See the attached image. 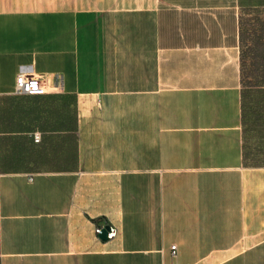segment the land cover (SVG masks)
Segmentation results:
<instances>
[{
	"label": "crops",
	"instance_id": "0c3cea01",
	"mask_svg": "<svg viewBox=\"0 0 264 264\" xmlns=\"http://www.w3.org/2000/svg\"><path fill=\"white\" fill-rule=\"evenodd\" d=\"M251 7L264 0H0V264H264ZM18 72L41 90L15 94Z\"/></svg>",
	"mask_w": 264,
	"mask_h": 264
},
{
	"label": "trees",
	"instance_id": "16d2710c",
	"mask_svg": "<svg viewBox=\"0 0 264 264\" xmlns=\"http://www.w3.org/2000/svg\"><path fill=\"white\" fill-rule=\"evenodd\" d=\"M262 11L259 8H249L245 12ZM264 11V10H263ZM258 27L246 28L241 31L240 71H241V99L243 121L247 119L251 124L264 126V19H260ZM40 164L53 165L68 162L65 159L45 158L42 155ZM53 162V164H52Z\"/></svg>",
	"mask_w": 264,
	"mask_h": 264
},
{
	"label": "built area",
	"instance_id": "2783aa9c",
	"mask_svg": "<svg viewBox=\"0 0 264 264\" xmlns=\"http://www.w3.org/2000/svg\"><path fill=\"white\" fill-rule=\"evenodd\" d=\"M43 80L41 76H38L33 73L27 72H18L15 76L14 85H13V92L15 94H31L41 90L43 85ZM33 140L38 142L40 140V134L38 132L33 133ZM108 226L107 231V239H112L117 235V228L109 223H105L103 225H96L94 231L97 236L101 233V230L104 226ZM171 253L175 255L176 253V245H171Z\"/></svg>",
	"mask_w": 264,
	"mask_h": 264
},
{
	"label": "rangeland",
	"instance_id": "374dc122",
	"mask_svg": "<svg viewBox=\"0 0 264 264\" xmlns=\"http://www.w3.org/2000/svg\"><path fill=\"white\" fill-rule=\"evenodd\" d=\"M241 31H244L246 28L251 27V25H254V27H258L259 20L264 19V11H250L249 13L244 12V14L241 16Z\"/></svg>",
	"mask_w": 264,
	"mask_h": 264
},
{
	"label": "water",
	"instance_id": "95a60500",
	"mask_svg": "<svg viewBox=\"0 0 264 264\" xmlns=\"http://www.w3.org/2000/svg\"><path fill=\"white\" fill-rule=\"evenodd\" d=\"M108 229H109V228H108L107 225L104 226V227L102 228L101 233L99 234V237H100L101 239H103V240H106V239H107L106 234H107Z\"/></svg>",
	"mask_w": 264,
	"mask_h": 264
}]
</instances>
